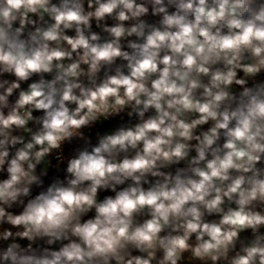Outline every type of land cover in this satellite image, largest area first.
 Returning a JSON list of instances; mask_svg holds the SVG:
<instances>
[{"label":"clouds","instance_id":"obj_1","mask_svg":"<svg viewBox=\"0 0 264 264\" xmlns=\"http://www.w3.org/2000/svg\"><path fill=\"white\" fill-rule=\"evenodd\" d=\"M0 264H264V0H0Z\"/></svg>","mask_w":264,"mask_h":264},{"label":"crops","instance_id":"obj_2","mask_svg":"<svg viewBox=\"0 0 264 264\" xmlns=\"http://www.w3.org/2000/svg\"><path fill=\"white\" fill-rule=\"evenodd\" d=\"M113 123H115V122H113ZM109 127H111V124H105L103 126V128H101V131H103L104 129L109 128Z\"/></svg>","mask_w":264,"mask_h":264},{"label":"built area","instance_id":"obj_3","mask_svg":"<svg viewBox=\"0 0 264 264\" xmlns=\"http://www.w3.org/2000/svg\"><path fill=\"white\" fill-rule=\"evenodd\" d=\"M68 154H69V150L66 149V150H65V155H68ZM50 175H51V173H50Z\"/></svg>","mask_w":264,"mask_h":264}]
</instances>
